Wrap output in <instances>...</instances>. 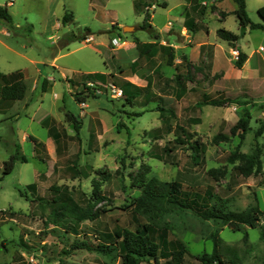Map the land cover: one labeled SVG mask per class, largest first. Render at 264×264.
<instances>
[{
    "label": "rangeland",
    "instance_id": "obj_1",
    "mask_svg": "<svg viewBox=\"0 0 264 264\" xmlns=\"http://www.w3.org/2000/svg\"><path fill=\"white\" fill-rule=\"evenodd\" d=\"M136 1L12 0L7 6L14 26L10 28L0 20V72L26 70L28 88L25 100H17L7 113L0 112V264H119L115 250L104 253L71 249L70 245L86 237L96 243L99 232L126 225L131 219V204L141 194V179L178 180L185 188L201 191L212 187L228 209L257 206L264 211V131L255 135L264 124V63L259 73L251 76L238 71L232 55L231 67H212L204 62L193 65L190 72L181 67L185 81L180 83L189 90L181 97L174 96L178 88L176 71L167 63L166 53L162 56L156 50L154 54L155 65L168 78L157 81L146 44L137 43L127 53L120 50L127 42H137L135 37L150 38L149 31L141 28L124 30L125 26L142 24L146 10L152 13L146 8L135 10ZM142 1L156 8L154 26L164 28L168 20L174 28L178 25L174 17L183 10L184 0H166V9L162 0ZM6 2L0 0L2 5ZM260 2L264 1L248 0V14L253 21H263L256 7ZM204 3L210 37L216 39L218 27L239 32L235 14L226 17L233 0ZM217 6L227 9L219 12L226 17L223 23L210 15ZM65 12L71 13L72 19L62 24ZM238 42L248 50L262 45L264 55L262 29H250ZM231 48L238 49L237 43ZM134 57L142 80L138 81L146 85V79H152L137 103L126 101L110 88L113 81L123 84L122 75L131 73ZM87 71H105L106 76L84 85ZM44 77L49 83L42 91ZM86 86L94 89L96 97L78 103L73 94ZM153 94L160 98H153ZM207 97H229L235 102L196 108V101ZM145 99L147 103L140 105ZM160 105L172 108L173 113L161 114ZM244 106L249 107L250 129L239 137L229 129ZM66 110L81 121L78 131L65 121ZM139 111H143L141 115L131 114ZM176 124L184 126L192 141L201 143L199 152L173 141ZM155 125L162 127L156 138L150 132ZM51 126L60 133L59 144L48 136ZM28 135L44 144L35 147ZM165 145L172 147L169 153L163 152ZM154 152L163 153L165 160L152 157ZM16 153L25 155L26 161L16 160L11 171L3 173V162ZM255 160L260 167L253 164ZM240 168L248 174H242ZM29 183H36V187H27ZM60 185L79 202L92 193L103 195L95 206L99 217L94 221L78 220L64 209H58L53 217L46 200L54 194L51 187ZM39 197H43L41 201ZM143 211L144 220L166 226L170 237L185 244L184 264H205L197 257L211 253L216 237L220 238L225 258L235 255L239 264L264 263V239H260L258 227L245 226L248 237L244 241L242 230H233L219 219H203L193 210L165 200ZM142 264H149V260L143 259Z\"/></svg>",
    "mask_w": 264,
    "mask_h": 264
},
{
    "label": "trees",
    "instance_id": "obj_2",
    "mask_svg": "<svg viewBox=\"0 0 264 264\" xmlns=\"http://www.w3.org/2000/svg\"><path fill=\"white\" fill-rule=\"evenodd\" d=\"M141 0H137L134 3L135 9L146 8V4H140ZM197 3L198 0H194ZM237 7L232 12L235 14L239 32L235 33L224 27H219L216 30V33L219 38L225 40L231 46H236L239 38L243 36L246 28L250 29H263L264 25L259 22H254L248 15L246 9L245 0H233ZM146 2V1H143ZM201 15L203 14V9H201ZM258 15L264 20V5H261L257 9ZM72 19V14L65 12L62 16V24L67 23ZM0 20H4L10 28H13V22L11 14L7 8V4H0ZM149 15L146 10L143 22L141 24L142 28H147L150 34L153 35L154 31L151 25L148 22ZM194 23H188L187 26L190 28ZM89 32V30H87ZM153 32V33H152ZM71 38V37H70ZM69 41V40H68ZM66 43V40L65 42ZM167 62L168 64L173 63V51L171 47H167ZM184 58V57H183ZM246 58V54L238 49V58L235 61V65L240 68ZM177 70V67H176ZM86 81H94L100 79L102 76H106L102 72H88L86 74ZM112 75V74H110ZM176 83L179 86V94L183 93L182 84L180 83L182 76L178 73L174 74ZM49 80L47 77H44L41 80V90L45 91ZM114 85L118 86L122 90L121 97L126 101L137 100L143 97L146 94V90L149 85V80L145 86H138L130 81H124L123 84H118L116 81L112 82ZM27 85L24 79V71L18 69L11 73H1L0 72V108L4 104H11L15 100L22 99L24 97ZM74 98L78 103L85 102L89 97H96L94 89L92 87H84L83 91H76ZM205 97V96H204ZM150 99V97H149ZM230 102H235L232 98L229 97H216V98H204L196 101V108H200L203 105H224ZM147 100L143 101L140 105H145ZM161 114L163 112L169 111L173 113V109H166L163 106H159ZM165 110V111H164ZM143 111L131 113L133 115H141ZM65 121L73 124V128L78 131L81 127V121L69 110L64 112ZM250 113L249 107L244 106L243 112L230 127L231 134H238L239 137H243L244 134L250 129L249 125ZM120 124H117L119 129ZM174 139L173 141L176 144H186L193 152H199L201 148V143L198 141H192L188 132L185 130L184 126L180 124L175 125ZM55 128L50 127L49 133L52 138L56 141L57 144L60 143V133ZM162 131L161 127H156L150 129L152 135L156 138L159 137L160 132ZM170 132V129L168 128ZM264 131V124H261L255 131V135H260ZM78 135V134H76ZM31 140L34 142V146L43 145L44 143L39 142L36 138L31 137ZM19 145L17 146V149ZM172 147H167L166 145L163 148L164 153H169ZM12 154L8 160L3 162V173H8L13 168L14 162L16 160L26 161L25 155ZM152 157H155L159 160H165V155L163 153L154 152L151 153ZM253 164L260 167V162L258 160L253 161ZM242 174H248V171H244L240 168ZM89 175V173H85ZM141 194L137 199L131 204L132 214L131 219L125 225H115L111 231L108 232H99L100 237L97 238L96 243H92L88 237L82 239H76L70 245L71 249L85 248L87 250H95L104 253L115 250L119 257V264H142V260H149V264H184L185 254L187 252L185 244L176 237H170V231L166 226H159L153 223H150L143 219V210L148 209L156 201H168L174 205H177L181 208H188L196 212L203 219H219L223 221L228 227L233 230H242L243 231V240L246 241L248 233L245 230V226L258 227L260 232V239H264V222H262V215L264 211L257 206H250L242 210H232L228 209L226 206V201L221 199L217 193H214L212 187H207L204 190H198L194 188H185L182 183L178 180L172 181H161L155 177H151L148 180H140ZM29 188H35L36 183L27 184ZM54 194L47 199L51 205V214L53 217H56L57 210H66L68 213L75 216L76 219H88L90 221L96 220L99 215V209H95V206L99 201L104 197L103 195L91 194L87 199L84 198L83 202L75 201L73 195L68 192L66 187L52 186L51 187ZM43 197H39L41 201ZM75 214V215H74ZM201 260L202 263L212 264L217 262L218 264H239V260L235 255H232L229 258H225L223 251L220 248V238L217 237L214 239L213 249L211 253H204L197 257ZM151 260V262H150ZM264 264V263H263Z\"/></svg>",
    "mask_w": 264,
    "mask_h": 264
},
{
    "label": "crops",
    "instance_id": "obj_3",
    "mask_svg": "<svg viewBox=\"0 0 264 264\" xmlns=\"http://www.w3.org/2000/svg\"><path fill=\"white\" fill-rule=\"evenodd\" d=\"M205 1L206 0H198L197 3H195L194 0L182 1L181 4L184 6V8L179 13V16L174 17L175 19H177L176 21L178 22V25L174 28V24L170 20H168L167 23L169 25H171V27L167 26L168 25L167 24V25H165L164 28H158L157 26L153 25V17H154L155 12H156V8L154 7V4L151 2H148V1L143 2L141 0L139 3L140 4H146L147 6L149 5L148 7H146V9L152 11V13H150V11H148V15H149L148 22L151 25V27L154 31V34L153 35L149 34L150 38L149 39L146 38L144 40H141V38L135 37V38H137V42L136 41L134 43L133 42H127V45L122 46L120 48V50H123L122 52L127 53V51L132 50L133 46H135L137 43L146 44L147 45L146 50L148 51L147 56L150 60H153L152 63H154V66H153L154 69L152 70V74H154V77L156 78L157 81H159V80L168 81V78L165 77L166 76L165 73L164 74L161 73V71L159 69V65L158 64L155 65V62L153 59L154 54H155L156 50H158L160 55H162V56L165 55V53L167 52L168 46L172 48L173 55H174L173 63L171 65H174L175 71H176L175 73H178L182 76V78H181L182 80H180L181 82L185 81L184 80V74L181 73V69H180L181 67L185 68L186 72H190V70H191L190 68L193 65L200 64L203 62L207 65L212 66V67L213 66H216V67L223 66L224 67L225 65H226V67L233 66V61H232L231 54H230L231 45L228 44L227 41L219 38L217 33H216V36H217L216 39L210 37L211 30L209 29L208 23L206 21V15L207 14L205 15V13H207V12H205V11H207V8H206V5H204ZM245 2H246V9L248 12V10H249L248 9V0H245ZM161 3H162L163 8L166 9L168 7V2L166 0H162ZM6 4H7V6L11 5L12 0H8V2H6ZM261 5H264V2H263V4H261V2H260L256 6L257 9ZM236 7H237V4L233 1V4H231L227 8L228 11H230V12L227 13L226 17H228V15L230 13H232L236 9ZM144 9L145 8H140L139 10L145 11ZM201 9H203L202 15L200 12ZM227 9L225 6L224 7L223 6H220V7L217 6L214 10H211L210 15L212 14L214 17H217L220 20V23H223L222 21H225L226 17H222V15L219 12H221V11L225 12ZM204 17H205V20H204ZM187 21H188V23H191V21H192L194 24L190 28H188ZM254 22H259V23L264 25V20L263 21H254ZM137 28L147 30V28H142L141 24H139L138 26L134 25V26H132V29H126V30L132 31L133 29L136 30ZM218 28H216V30ZM238 29H239V26H238ZM249 32H250V28L247 27L245 30V33L243 34L242 37L247 36V34ZM237 48L246 54V58L242 64V66L240 68L237 67L238 71L245 74V76H251L252 74L257 73V72L259 73V67L261 66L262 63H264V55H262V51H263L262 45H259L258 48H252V49L248 50V49L244 48L239 42H237ZM132 55H133V53H132ZM138 56H139V53H138ZM56 57L57 56H54L52 58V61H51L52 64H54V60L56 59ZM135 60H136V57H134L132 59L131 64H130L131 65V73L130 74L126 73V74H124V76L122 75L123 80L121 82L130 81V82H132L138 86H145V84H142V83H140V81H138L141 79L138 76L139 72L136 69V62H134ZM166 60H167V56H166ZM187 61H189V63H186ZM177 62L179 63V65L177 64ZM182 62H185V63H182ZM176 67H177V70H176ZM23 71H24V79H25L26 70H23ZM39 72H40V70H39ZM87 72H90V71H87ZM92 72H94V71H92ZM99 72L105 73V71H99ZM122 72H123V70L120 71V73H122ZM143 79H145L144 76H143ZM148 80H149V85H152V79H150V78L146 79V81H148ZM66 86L69 88L68 84ZM27 88H26L24 97L22 99H19V100H25L24 98L26 96ZM36 88H37V86H34V89H36ZM178 88H179V86H178ZM178 88L176 89L174 96L181 97V96H183L184 93H187L189 90V88L185 89V87L182 85V89L184 90V92L179 94ZM191 90H193L192 87H191ZM151 96L153 98H160L159 95H155V94H153ZM16 101L17 100H15L13 103H11L9 105L4 104L3 107L0 108V112H4V113L9 112V110L12 108V106L14 105V103ZM24 104L26 106L28 104V101L25 102ZM166 112H168V111H166ZM11 114H13V113H11ZM15 116H17V115L15 114ZM48 116H45L43 119H40V121H39V119H37V121H39L40 123L44 122ZM97 118L99 120L98 123L100 124V127L103 129V123L101 121V117H100L99 113L97 114ZM51 127H54V126H51ZM156 127H161V125H155L152 128H156ZM55 131L56 130H54V132ZM48 136H49V138H51L54 141V139L52 138L50 133ZM26 137H27V133L24 132L23 139H26ZM31 137L36 138L33 135H28V138L30 140H31ZM36 139L38 140V138H36ZM33 144H34V142H33Z\"/></svg>",
    "mask_w": 264,
    "mask_h": 264
},
{
    "label": "built area",
    "instance_id": "obj_4",
    "mask_svg": "<svg viewBox=\"0 0 264 264\" xmlns=\"http://www.w3.org/2000/svg\"><path fill=\"white\" fill-rule=\"evenodd\" d=\"M116 39H114L113 42H116L115 41ZM230 54L234 57V58H238V49H235V48H230ZM91 84V82H90ZM110 88L114 91V93H116L118 96H121L122 95V90L120 87L114 85L113 83L110 85Z\"/></svg>",
    "mask_w": 264,
    "mask_h": 264
},
{
    "label": "water",
    "instance_id": "obj_5",
    "mask_svg": "<svg viewBox=\"0 0 264 264\" xmlns=\"http://www.w3.org/2000/svg\"><path fill=\"white\" fill-rule=\"evenodd\" d=\"M124 29H125V30H126V29H132V27H127V26H125Z\"/></svg>",
    "mask_w": 264,
    "mask_h": 264
}]
</instances>
